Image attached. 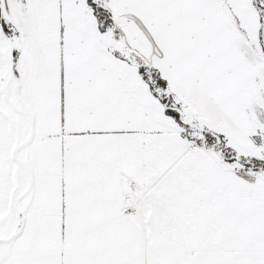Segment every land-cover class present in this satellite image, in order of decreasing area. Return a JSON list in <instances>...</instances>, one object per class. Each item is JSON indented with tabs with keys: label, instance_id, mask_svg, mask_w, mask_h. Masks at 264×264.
<instances>
[{
	"label": "snow or ice",
	"instance_id": "6c2138e0",
	"mask_svg": "<svg viewBox=\"0 0 264 264\" xmlns=\"http://www.w3.org/2000/svg\"><path fill=\"white\" fill-rule=\"evenodd\" d=\"M0 264H264V0H0Z\"/></svg>",
	"mask_w": 264,
	"mask_h": 264
}]
</instances>
